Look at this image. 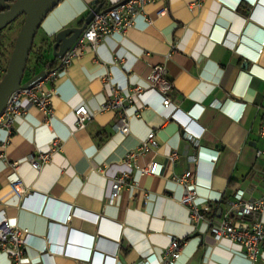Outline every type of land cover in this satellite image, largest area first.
I'll list each match as a JSON object with an SVG mask.
<instances>
[{"label": "crops", "instance_id": "obj_1", "mask_svg": "<svg viewBox=\"0 0 264 264\" xmlns=\"http://www.w3.org/2000/svg\"><path fill=\"white\" fill-rule=\"evenodd\" d=\"M118 1L61 0L34 38L29 80L57 65L58 32L82 26L94 3ZM156 66L167 73V84L156 88L179 119L164 120L158 96L148 93L149 107L138 99L128 107L129 134L122 136L117 114L102 106L113 89L148 88ZM46 89L49 120L30 107L11 131L0 129V216L29 234L19 264L158 261L172 238L182 241L174 264H250L235 244L215 240L207 221L226 217L239 192L245 200L264 193V159L256 157L264 119V0H154L125 32L86 47ZM81 105L90 119L77 129L73 111ZM150 131L156 148L127 168L125 155ZM53 142L50 161L34 170L29 157ZM199 150L204 155L195 162ZM150 163L161 165L159 175L140 174ZM124 172L136 186L109 204L111 181ZM185 172L200 182L195 204L204 219L196 224L173 180ZM13 174L21 196L9 185ZM258 219L264 226V213ZM0 264H13L2 250Z\"/></svg>", "mask_w": 264, "mask_h": 264}, {"label": "built area", "instance_id": "obj_2", "mask_svg": "<svg viewBox=\"0 0 264 264\" xmlns=\"http://www.w3.org/2000/svg\"><path fill=\"white\" fill-rule=\"evenodd\" d=\"M154 0H120L108 7H102L88 23L75 41L72 48L59 59L57 65L44 71V75L32 82L27 88H21L13 92L0 114V129L11 131L14 122L18 117L23 116L30 107H34L45 115V120L52 117L50 103L52 92L46 89V85L53 83L59 74L65 71L75 58L86 48H95L105 37L116 33L125 32L129 29L134 18L140 14L145 6ZM94 7L89 9L92 11ZM166 70L161 66H156L148 75L147 80L149 87L142 89L135 87L126 93H121L117 89H113V97L106 102L101 110L115 112L118 116V122L115 130L122 136L129 134V121L126 111L133 104L134 99H138L142 107H149L144 96L152 93L158 96L160 102V115L164 120H178L176 115V107L166 99L156 88L159 84H167ZM221 109V108H219ZM73 114L76 118V128L83 129L86 122L90 119L87 108L83 105L78 106ZM185 129V128H184ZM189 137V136H188ZM259 138L262 146L256 150V157L264 159V119L259 131ZM157 146L155 132L150 131L146 138L139 146L128 152L124 157V164L127 168H131L137 156L153 151ZM56 144L53 142L47 152L37 153L29 157L28 162L34 170H41L50 161L51 152L55 149ZM204 155L202 151H198L195 162ZM209 159H216L214 156L208 155ZM2 156L0 155V158ZM175 157V155H172ZM213 162V161H212ZM13 167L17 164L13 163ZM161 165L150 163L146 167L140 169L141 175H159ZM101 171V170H99ZM183 188V195L179 203L186 207L190 213V220L196 224L204 219V212L197 208L195 199L197 196L196 189L200 182L191 172H185L180 176L173 178ZM130 182V176L124 172L112 179L110 184V194L107 198L109 204H113L119 197L122 190L135 185ZM9 185L17 194L21 196L24 191L20 188L18 178L13 174L9 181ZM3 210H0V214ZM264 213V193L256 200H245L242 193L235 195V200L230 203L229 214L220 219L210 218L207 221L208 228L215 240H226L235 244L239 248V253L250 263L255 264L262 256H264V226L258 219L260 214ZM232 216V217H231ZM29 234L26 230L13 226L6 217L0 216V250L5 252L13 264H19L22 259L24 249L27 245ZM182 247V241L172 238L167 248L164 250L160 260H152V256L143 259L140 264H174L179 257ZM75 254L81 260L88 259L85 256Z\"/></svg>", "mask_w": 264, "mask_h": 264}, {"label": "water", "instance_id": "obj_3", "mask_svg": "<svg viewBox=\"0 0 264 264\" xmlns=\"http://www.w3.org/2000/svg\"><path fill=\"white\" fill-rule=\"evenodd\" d=\"M0 0V31L12 23L16 18L23 16V23L15 38L13 49L8 60L5 72L0 80V114L2 113L10 95L27 88L32 82L44 75V72L22 83L27 61L34 42V38L42 21L61 0ZM102 8L97 5L88 12L84 23L80 27L66 28L58 32L53 39V56L60 59L68 52L81 35L86 25Z\"/></svg>", "mask_w": 264, "mask_h": 264}, {"label": "rangeland", "instance_id": "obj_4", "mask_svg": "<svg viewBox=\"0 0 264 264\" xmlns=\"http://www.w3.org/2000/svg\"><path fill=\"white\" fill-rule=\"evenodd\" d=\"M23 23V16L16 18L12 23H10L7 27H5L4 29H2V34H3V41H2V45H1V52H3V56H2V62H1V67L2 70H4L7 66L8 60L10 58L12 49H13V45H14V41L15 38L18 34V31L21 27ZM36 40L38 38V36H35ZM35 40V41H36ZM34 62H33V58L31 56H29L27 65H26V70L24 72L23 75V79H22V83L24 84L25 82H27L29 80V78L31 77V74H29V69L34 67ZM3 72H0V75Z\"/></svg>", "mask_w": 264, "mask_h": 264}, {"label": "trees", "instance_id": "obj_5", "mask_svg": "<svg viewBox=\"0 0 264 264\" xmlns=\"http://www.w3.org/2000/svg\"><path fill=\"white\" fill-rule=\"evenodd\" d=\"M14 0H12L11 2H13ZM94 6H97V5H100V3H98V2H96V3H94L93 4ZM2 41H3V34H2V30L0 31V47H1V45H2ZM32 50H33V45H32V48H31V51H30V53H32ZM3 52H1V48H0V72H3L1 75H0V80H1V78H2V76H3V74H4V72H5V69L4 70H2V67H1V62H2V56H3V54H2ZM30 56V55H29ZM28 62V61H27Z\"/></svg>", "mask_w": 264, "mask_h": 264}]
</instances>
